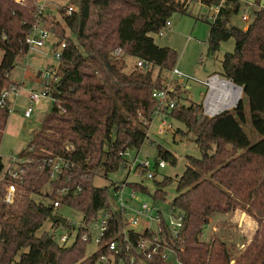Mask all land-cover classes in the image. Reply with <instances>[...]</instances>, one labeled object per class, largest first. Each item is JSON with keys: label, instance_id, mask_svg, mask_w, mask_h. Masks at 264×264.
Returning <instances> with one entry per match:
<instances>
[{"label": "trees", "instance_id": "obj_1", "mask_svg": "<svg viewBox=\"0 0 264 264\" xmlns=\"http://www.w3.org/2000/svg\"><path fill=\"white\" fill-rule=\"evenodd\" d=\"M197 1L207 8L220 3ZM254 1L259 4V0ZM35 3L0 0V94L14 84L10 73L15 60L29 51L25 40L36 22ZM69 7L72 12L67 15ZM186 8L179 0H70L59 8L63 25L52 23L53 29H47L58 39L54 47L65 44L57 81L50 91L52 104L29 144L16 156L22 161L19 179L5 176L18 189L12 206L1 202L6 182L1 178L4 164L0 158V264H95L107 253L100 249L87 256L89 242L81 241L82 228L66 244L52 240L48 233L35 236L52 209L51 203L45 206L32 196L43 195L52 202L58 189L68 188L61 206L80 212L84 224L95 221L101 211L109 212L110 227L104 240L125 226L126 216L112 207L110 189L96 187L93 181L96 176L120 172L126 162L122 154L137 152L147 140L146 129L156 109L152 92L162 89L160 73L172 71L177 60L176 53L157 46L152 35L159 34L172 15L185 14ZM240 10L239 1L227 0L214 21L206 20L210 24L206 40L209 54L221 43L234 40V50L224 55L218 76L240 88L236 106L207 117L200 105L175 103L167 113L194 133L201 154L200 159L187 157L188 166L177 179V196L170 204L183 217L179 237L171 245L183 264H264V7L252 12L246 29L230 24ZM46 22L44 14L43 24ZM116 49L124 56L113 57ZM126 56L150 63L152 69L144 71L131 65L133 70L124 73ZM155 68L158 73L154 79ZM177 94L169 91L172 99ZM9 115L7 103L0 107V145ZM248 123L260 137L254 144L244 131ZM155 146L158 158L175 166L176 157ZM54 158L72 166L63 168L59 181L51 183L49 162ZM171 182L164 178L155 183L154 200L165 199L163 189ZM46 186L50 193L43 191ZM129 186L148 193L142 184ZM236 210L251 216L257 225L238 255L216 236L209 242L201 241L211 215ZM65 227H71L70 223ZM129 235L136 239L139 233L130 231ZM147 264L164 263L154 259Z\"/></svg>", "mask_w": 264, "mask_h": 264}, {"label": "rangeland", "instance_id": "obj_2", "mask_svg": "<svg viewBox=\"0 0 264 264\" xmlns=\"http://www.w3.org/2000/svg\"><path fill=\"white\" fill-rule=\"evenodd\" d=\"M36 1L39 2L40 0ZM45 1V18L47 22L44 23L43 26L47 29H53L52 23L54 25L58 22L63 25L58 11L60 7L65 6L70 0ZM179 1L187 5L185 14L177 13L172 15L169 19L170 26L162 29V35L155 34L152 35V38L157 46L169 48L176 53L177 60L175 67L182 75L173 76L171 75V71H162L160 73L162 77L160 83L161 86L178 92L173 99L175 103H179L185 107L191 105L201 106L207 91V87L203 83L206 80V74L211 71L221 70V61L224 55L234 50V40L230 39L227 42L221 43L219 49L215 53L209 54L206 44L210 29L207 7L200 6L197 0ZM259 2L264 6V0H259ZM241 15H247L248 20L245 22L242 21ZM252 18V9L249 11L247 7H243L237 16L230 19V24L241 29L245 27L246 29ZM65 34L67 37L70 35L67 30ZM57 41L58 39L56 36L51 34L49 42H47L43 48L29 50L25 56L18 57L15 60L14 68L10 73V81L14 84H22V88L18 97H14L13 95L10 96L12 107L7 123L8 125L4 131L0 145V158L4 164L7 163L11 157H16L23 148L29 144L33 132L39 128L42 118L51 107V101L43 100L41 104L35 108L31 118L27 119L23 115L27 105V92L30 90L40 91L42 89V83L37 77V72L44 71L46 67L55 64L53 45L57 43ZM122 66V71L124 73H130L133 70L131 62L129 61H125ZM157 73L158 69L155 68L153 70L154 79L157 77ZM237 98L238 100L241 98V92ZM166 122L171 126V129L170 131H165L161 135L157 134V126L159 125L158 119H155L153 124L148 125L146 129V134H148L147 140L140 148L139 158L149 160L151 167H154L155 164L160 161L158 158V149L155 146L158 144L161 146V151H167L176 157L177 162L175 166L164 161L166 164L165 168L159 170L154 179L143 180V178L140 179L133 175L128 176L127 172L123 170L116 175L109 174L107 177H95L93 181L94 186L102 188L108 187L110 189V200L113 209H117L118 204L113 195L111 183L127 181L140 182L148 190V193H145L131 188L136 192V200H130L128 197V193L130 192L129 188L124 190L123 198L129 206L139 208L141 203H147L149 206L155 207L156 209L160 208L165 216L170 213V204L177 196V179L188 166L187 157L200 159L201 154L194 143V133L188 131L182 124L169 117H166ZM244 131L248 135L251 144L256 143L260 139L253 131L250 123L244 127ZM133 152L134 151H132V154ZM164 178H170L172 180V182L163 189L165 192V199L154 200V193L157 190L155 183H160ZM43 191L48 193L51 192L48 186H46ZM32 197L35 201L45 206L51 203L50 198L43 195H33ZM53 213L65 218L67 222L73 224H81L83 220V216L80 212L66 206L55 209ZM253 221L255 222L251 216L246 213L243 215L240 210L222 215L213 214L210 216L208 226L202 232L201 241L209 242L211 238L216 236L224 241L228 248H231V253L236 256L238 252L241 251L243 245L248 243L255 231L256 222L254 224ZM145 225H148L147 222L140 220V224L134 230L142 234L145 230ZM55 230L65 232L64 228L54 226L50 219H48L43 223L42 227L36 231L35 236L38 237L43 233L51 234ZM95 250L96 246L93 241L89 242L86 255L91 256Z\"/></svg>", "mask_w": 264, "mask_h": 264}, {"label": "built area", "instance_id": "obj_3", "mask_svg": "<svg viewBox=\"0 0 264 264\" xmlns=\"http://www.w3.org/2000/svg\"><path fill=\"white\" fill-rule=\"evenodd\" d=\"M227 0H220L219 5L211 6L207 8L209 10L208 20L214 21L220 8H223ZM242 1V0H237ZM17 3H22V0H17ZM45 0L36 1V11L34 17L36 19L35 24L32 26L28 36L26 37V44L29 50L34 48H43L47 42H49L51 34L43 26V17L45 14ZM72 12V7L67 9V15ZM242 21H247V15H241ZM170 23L167 22L166 26ZM56 45V43L54 44ZM65 48L64 42L54 47V60L55 64L50 65L40 71L39 79L42 83V89L40 91L30 90L27 92L26 100L27 105L24 110V117L31 118L35 108L43 101L49 100L52 102L50 97V91L52 85L57 81L56 74L58 70V63L60 62V55L62 50ZM113 57L124 56L121 49H116L112 53ZM125 59L131 62L136 68L148 71L152 69V65L142 60H138L131 57H125ZM173 76H181L182 73L174 68L171 71ZM181 81V80H180ZM224 82V83H221ZM207 87V91L204 96L203 103L201 105L203 115L207 117H214L224 111L230 110L235 107L238 101L239 95H236L234 89L228 87L226 83L232 84L230 81L220 78L218 75H210L203 82ZM233 85V84H232ZM236 88H239L233 85ZM22 86L19 84H12L8 89L4 90L0 94V107H5L7 103H10V96L18 97L20 94ZM240 89V88H239ZM173 89H167L162 87L161 90L155 89L152 92V98L156 102V109L152 114V121L148 125L153 124L155 119H158L159 125L157 126V134L161 135L165 131H170L171 126L166 122L167 113L170 112L174 106L175 102L170 97L169 91ZM241 92V91H240ZM61 113L64 109L58 106ZM11 111V103H10ZM146 124V123H145ZM152 126V125H151ZM148 135V134H147ZM31 150V147L29 148ZM140 150L132 154V150H127L122 154L125 159V163L122 164V170L127 172V175H133L137 178L154 179L155 173L161 169H164L166 164L164 161H158L154 167H151L149 160L139 158ZM19 163L22 161L18 160L17 157H11L7 163L4 164V169L1 174V178L4 182L2 185V190L4 196L1 202L12 206L15 204L18 198V189L16 184L10 183L5 179V176L10 180L19 179ZM51 167V173L49 175V182L54 183L59 181L60 173L62 169L71 167V163L65 161L62 158H54L49 162ZM118 172L111 173L116 175ZM68 181V179L66 180ZM140 182H112L113 195L116 198L118 208L116 210L121 211L124 216H126L125 226L112 238L105 239V235L110 227V213L107 211H101L95 221L89 224H73L70 223L71 227H65L59 225L65 229V232H60L55 230L50 234V238L59 242L60 244H66L72 241L76 235L77 230L82 228V233L80 236L81 241L91 242L93 241L96 246V250L93 254L98 252L100 249H105L106 254L101 255L95 264H147V261L154 259L161 260L164 264H183L179 259L177 252L172 248L173 241L177 240L179 233L183 227V217L182 215L173 211L170 207V213L165 216L160 208L149 206L147 203H141L139 208H134L129 206L124 198V190L128 189V197L130 200H136V192L131 189L129 184ZM81 188L76 187V192L79 193ZM68 188L58 189L56 191V198L51 202V209L53 216H57L53 211L61 207V200L67 195ZM140 220H144L148 225H145V230L142 234H139L136 239L130 237L129 232L134 231V229L140 224ZM67 223V222H66ZM3 239L0 234V244ZM92 254V255H93Z\"/></svg>", "mask_w": 264, "mask_h": 264}, {"label": "crops", "instance_id": "obj_4", "mask_svg": "<svg viewBox=\"0 0 264 264\" xmlns=\"http://www.w3.org/2000/svg\"><path fill=\"white\" fill-rule=\"evenodd\" d=\"M240 4H241V10H242V8L243 7H247L248 8V10L250 11V9H252V12H254V10H256V8L257 9H259V8H263L264 6H262L261 4H260V2H259V4L257 5L256 3H255V1L254 0H252V1H250V0H242V1H240ZM200 6H203V5H201V4H199ZM241 10H240V12H241ZM239 12V13H240ZM207 13H209V10H208V12ZM208 15V14H207ZM209 15H210V13H209ZM209 15H208V17H209ZM241 17V16H240ZM170 23V22H169ZM170 26V25H169ZM166 27H168V26H166ZM242 29H245V27L244 28H242ZM160 35H162L161 34V32L159 33ZM54 46V45H53ZM126 61H129L128 59L126 60ZM176 68V67H175ZM221 72V70L220 71H211V72H209V73H207L206 74V78L208 77V76H210V75H219V73ZM38 73H40V71H38L37 72V74ZM39 76H40V74H39ZM39 76L37 75V77H38V79H39ZM18 84V83H17ZM20 85H22V84H20ZM10 103H11V101H10ZM41 104V103H40ZM11 107H12V103H11ZM8 123V122H7ZM8 125V124H7ZM243 215H244V213H242ZM253 223L255 224V222L253 221ZM255 229H256V224H255ZM254 229V230H255ZM253 230V231H254Z\"/></svg>", "mask_w": 264, "mask_h": 264}, {"label": "water", "instance_id": "obj_5", "mask_svg": "<svg viewBox=\"0 0 264 264\" xmlns=\"http://www.w3.org/2000/svg\"><path fill=\"white\" fill-rule=\"evenodd\" d=\"M162 22H163V24H165L164 21H162ZM39 74H40V73H38L37 75L39 76ZM49 219H50V221H51L53 224H59V225H61V226H64V225L66 224V222H67V220H66L65 218L60 217V216H53V215H51V216L49 217Z\"/></svg>", "mask_w": 264, "mask_h": 264}, {"label": "bare ground", "instance_id": "obj_6", "mask_svg": "<svg viewBox=\"0 0 264 264\" xmlns=\"http://www.w3.org/2000/svg\"><path fill=\"white\" fill-rule=\"evenodd\" d=\"M221 83H224V82H221ZM228 87H231L232 89H234L236 95H240V89L239 88H236L234 87L232 84L230 83H226Z\"/></svg>", "mask_w": 264, "mask_h": 264}]
</instances>
